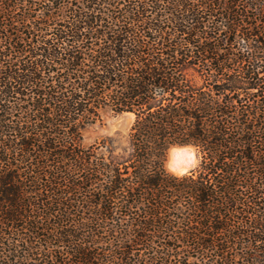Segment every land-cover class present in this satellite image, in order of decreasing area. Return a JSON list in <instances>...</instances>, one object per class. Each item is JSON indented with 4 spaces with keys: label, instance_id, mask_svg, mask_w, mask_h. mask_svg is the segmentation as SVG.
<instances>
[{
    "label": "trees",
    "instance_id": "1",
    "mask_svg": "<svg viewBox=\"0 0 264 264\" xmlns=\"http://www.w3.org/2000/svg\"><path fill=\"white\" fill-rule=\"evenodd\" d=\"M0 264H264V0H0Z\"/></svg>",
    "mask_w": 264,
    "mask_h": 264
},
{
    "label": "clouds",
    "instance_id": "2",
    "mask_svg": "<svg viewBox=\"0 0 264 264\" xmlns=\"http://www.w3.org/2000/svg\"><path fill=\"white\" fill-rule=\"evenodd\" d=\"M203 160L200 150L195 145H170L163 161L164 171L171 177L181 179L197 172Z\"/></svg>",
    "mask_w": 264,
    "mask_h": 264
},
{
    "label": "rangeland",
    "instance_id": "3",
    "mask_svg": "<svg viewBox=\"0 0 264 264\" xmlns=\"http://www.w3.org/2000/svg\"><path fill=\"white\" fill-rule=\"evenodd\" d=\"M132 116L129 114L113 115L111 112H106L102 116V122L89 127L84 132V143L90 145L96 140L100 141L107 138L114 137L115 133H120L125 141L132 124ZM121 138V137H119Z\"/></svg>",
    "mask_w": 264,
    "mask_h": 264
}]
</instances>
